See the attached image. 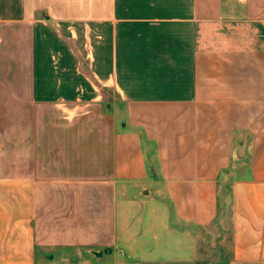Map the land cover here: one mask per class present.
I'll use <instances>...</instances> for the list:
<instances>
[{"label":"crops","instance_id":"crops-1","mask_svg":"<svg viewBox=\"0 0 264 264\" xmlns=\"http://www.w3.org/2000/svg\"><path fill=\"white\" fill-rule=\"evenodd\" d=\"M228 220L264 264V0H0V264H196Z\"/></svg>","mask_w":264,"mask_h":264},{"label":"rangeland","instance_id":"rangeland-1","mask_svg":"<svg viewBox=\"0 0 264 264\" xmlns=\"http://www.w3.org/2000/svg\"><path fill=\"white\" fill-rule=\"evenodd\" d=\"M92 40L95 42V37ZM75 41L80 47L85 41L83 34ZM105 105L104 109L107 111L108 104ZM198 234L200 236V259L196 264H226L230 260L231 236L229 220L219 228L201 229ZM171 253L170 250H162L158 255L165 258L166 256L169 257Z\"/></svg>","mask_w":264,"mask_h":264}]
</instances>
